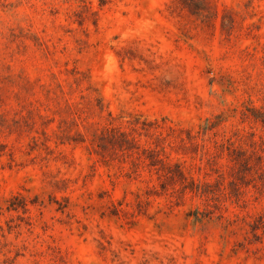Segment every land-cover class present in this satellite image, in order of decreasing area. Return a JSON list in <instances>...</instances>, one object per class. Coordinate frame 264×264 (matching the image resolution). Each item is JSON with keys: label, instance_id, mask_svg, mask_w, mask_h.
Segmentation results:
<instances>
[{"label": "rangeland", "instance_id": "rangeland-1", "mask_svg": "<svg viewBox=\"0 0 264 264\" xmlns=\"http://www.w3.org/2000/svg\"><path fill=\"white\" fill-rule=\"evenodd\" d=\"M0 264H264V0H0Z\"/></svg>", "mask_w": 264, "mask_h": 264}]
</instances>
